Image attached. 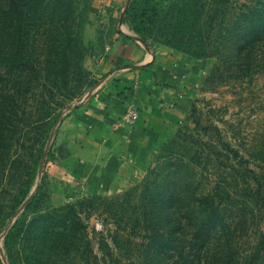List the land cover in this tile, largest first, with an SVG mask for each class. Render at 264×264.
<instances>
[{"label": "rangeland", "instance_id": "rangeland-1", "mask_svg": "<svg viewBox=\"0 0 264 264\" xmlns=\"http://www.w3.org/2000/svg\"><path fill=\"white\" fill-rule=\"evenodd\" d=\"M184 1L126 0L124 8L135 34L146 43L167 50L166 55L176 53L187 59L179 64L184 69L183 87L158 83L156 79V84L177 88L181 93L170 98L169 103L184 100L179 103L183 118L166 142L181 132L216 146L214 167L208 164L201 167L202 180L213 177L229 205L241 212L232 215L243 236L242 250L250 253L255 250L258 234L264 228V71L253 76L232 77L222 68L218 69L217 57L195 55L196 46L181 47L177 37L198 30L184 21L181 11ZM74 8L66 0H54L49 6L54 16L49 55L41 52L44 39L39 29L41 16L34 17L35 25L28 21L32 31L28 44L32 56L23 65L22 77L27 76L25 80H31L32 86L25 89L27 95L23 99H31L33 103L31 111L19 112L22 122L16 124L20 129L10 133V151L5 166H1L0 200L10 212L0 233V257L4 264H87L86 242L91 238L98 251L93 227L101 229L104 217L111 210L107 209V203L141 183L166 143L153 152L136 182H119L107 166L109 159L104 147L99 145L98 136L91 135L93 123L80 116L76 121L85 123V127L78 123L66 125L68 116L84 106L112 73L107 24L96 1L80 0ZM8 32L11 39L13 28ZM76 42L77 49H74ZM11 45L8 43L9 52H12ZM0 71L5 74V81L13 77L11 68H0ZM49 106L55 107L52 115L57 120L42 135L41 115ZM224 141L237 148L244 160L226 152ZM199 147L208 152V145ZM219 150L224 154L220 155ZM252 170L257 171L260 184L249 178ZM247 179L251 180L252 189H246ZM258 187L263 199L253 206V211L243 212L244 203ZM33 194L37 195L36 202L31 204ZM87 197L96 198L95 203H99V209L90 216L78 213L80 199ZM18 227L21 228L17 235L19 244L15 248L6 245L7 237L13 238ZM149 262L150 243L132 231L123 243L118 264ZM168 263L180 264V259L175 257ZM258 264H264V253Z\"/></svg>", "mask_w": 264, "mask_h": 264}, {"label": "trees", "instance_id": "trees-1", "mask_svg": "<svg viewBox=\"0 0 264 264\" xmlns=\"http://www.w3.org/2000/svg\"><path fill=\"white\" fill-rule=\"evenodd\" d=\"M66 1L76 10L74 5L80 0ZM53 2L0 0V68L13 71V77L7 81L0 71V172L10 151V133L20 129L16 124L22 122L18 118L19 112L32 110L33 100L23 99L27 95L25 89L29 90L32 82L25 80L27 76L22 77L23 65L32 56L28 45L32 31L28 21L35 25L36 16H41L39 29L44 38L41 52L49 55L53 45L49 39L50 29L54 23L49 6ZM181 11L186 23L198 27L191 35L177 37L181 47L196 46L195 55L217 57L218 69L222 68L232 77L253 76L264 71V0H185ZM73 20L77 25L76 17ZM10 28H13L12 40L8 32ZM8 43H12L9 46L12 52L8 50ZM74 49H77V42ZM71 59L74 61V57ZM55 110L49 106L42 113V135L56 123L57 119L52 115ZM204 144L209 146L208 152L200 149L199 146ZM222 144L226 152L241 156L230 142ZM215 150L211 141L181 132L166 142L141 183L107 203V209L111 210L104 217L101 229L93 227L98 251L91 238L86 242L87 264H118L123 243L132 231L150 243L149 264H169L175 257L180 259V264H258L264 253V228L258 234L255 250L250 253L242 250L243 236H240L232 215L241 212L229 205L213 177L202 180L201 167L207 164L214 167ZM218 153L224 154L223 150ZM226 156L230 158L229 154ZM240 159L244 160V156ZM251 174L249 178L260 184L257 171L252 170ZM245 183L246 189L253 188L250 179ZM36 197L33 194L29 202L35 203ZM261 199V187H258L244 203L243 212L253 211V206ZM94 200L96 198H81L82 210L78 213L94 214L99 209V203ZM9 216L7 205L0 200V233ZM16 230L12 240L6 239V245L14 248L19 244L17 235L21 228ZM0 264H4L1 257Z\"/></svg>", "mask_w": 264, "mask_h": 264}, {"label": "crops", "instance_id": "crops-1", "mask_svg": "<svg viewBox=\"0 0 264 264\" xmlns=\"http://www.w3.org/2000/svg\"><path fill=\"white\" fill-rule=\"evenodd\" d=\"M95 1L107 24L112 73L84 106L68 116L66 125L85 127L76 121L80 116L92 122L91 135L98 136L104 147L112 175L119 182H136L153 152L171 137L183 118L179 103L184 100L172 104L169 100L181 94L173 87H183L184 69L179 64L184 58L176 53L166 55L167 50L154 48L135 34L124 8L126 0ZM156 79L173 87H162ZM132 108L138 110L137 119L124 120L123 115Z\"/></svg>", "mask_w": 264, "mask_h": 264}, {"label": "built area", "instance_id": "built-area-1", "mask_svg": "<svg viewBox=\"0 0 264 264\" xmlns=\"http://www.w3.org/2000/svg\"><path fill=\"white\" fill-rule=\"evenodd\" d=\"M138 116V110L136 108H132L130 110H128L124 115H123V119L129 122H133L137 119Z\"/></svg>", "mask_w": 264, "mask_h": 264}]
</instances>
